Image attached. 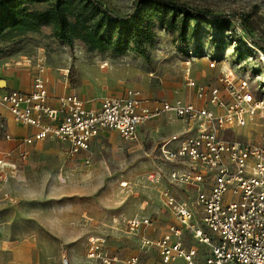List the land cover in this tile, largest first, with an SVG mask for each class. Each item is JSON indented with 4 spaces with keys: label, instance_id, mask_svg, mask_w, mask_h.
<instances>
[{
    "label": "rangeland",
    "instance_id": "374dc122",
    "mask_svg": "<svg viewBox=\"0 0 264 264\" xmlns=\"http://www.w3.org/2000/svg\"><path fill=\"white\" fill-rule=\"evenodd\" d=\"M101 1L118 15H136L140 9L138 0ZM175 1L232 18L230 30L220 29L217 22L200 24L181 52L180 36L147 18L149 33L142 50L99 53L80 41L73 46L57 41L43 27L39 33L0 43V67L14 62L34 70L33 76L42 68L62 92L78 93L92 104L128 90L158 103L193 100L189 79L216 85L220 77L233 73L245 79L255 99L264 103V49L241 29L245 25L255 41L264 43V0ZM247 119L254 120L234 129L229 138L264 146V109L250 110ZM183 125L167 115L148 125L136 141L104 133L93 144L90 165L82 163L83 154L74 158L67 146L53 141L33 147L26 161L17 157L6 184L0 186L1 243L32 244L33 264H63L64 259L68 264H94L87 259V250L97 238L111 248L137 249L128 220L149 217L164 229L174 222L163 218L167 211L160 186L148 175L175 168L161 159L159 147L183 132ZM8 126L0 115V149L10 133ZM23 145L17 144L16 151H24ZM196 220L202 225L200 217Z\"/></svg>",
    "mask_w": 264,
    "mask_h": 264
},
{
    "label": "built area",
    "instance_id": "2783aa9c",
    "mask_svg": "<svg viewBox=\"0 0 264 264\" xmlns=\"http://www.w3.org/2000/svg\"><path fill=\"white\" fill-rule=\"evenodd\" d=\"M50 83L41 68L31 92L0 90V106L16 122L38 129L21 143L32 145L51 138L67 145L73 155L86 154V164L91 163L94 139L104 131L136 141L142 126L165 115L187 125L184 132L173 134L159 147L161 159L175 168L148 175L151 183L160 186L167 217L174 222L157 238L138 237L141 253L126 257L113 251L104 239H92L89 261L145 264L144 257L156 252L160 264H264V146L228 136L253 122L247 119L250 110L264 109L245 79L229 73L218 84L207 86L189 79L187 87L198 103L177 99L145 106L139 93L128 90L104 98L95 110L87 109L76 94L60 97L58 107H52ZM18 156L21 161L27 159L25 151ZM9 160V155L0 153V185L7 178ZM159 225L149 217L127 221L131 234L142 229L157 232Z\"/></svg>",
    "mask_w": 264,
    "mask_h": 264
},
{
    "label": "trees",
    "instance_id": "16d2710c",
    "mask_svg": "<svg viewBox=\"0 0 264 264\" xmlns=\"http://www.w3.org/2000/svg\"><path fill=\"white\" fill-rule=\"evenodd\" d=\"M138 1L136 15H118L101 0H0V43L47 27L57 41L68 46L80 41L99 53L142 50L148 39L150 22L145 25V20L149 18L180 36L182 52L195 27L217 22L216 26L228 31L233 20L175 0ZM241 29L264 49V43L255 41L245 25L241 24Z\"/></svg>",
    "mask_w": 264,
    "mask_h": 264
},
{
    "label": "crops",
    "instance_id": "0c3cea01",
    "mask_svg": "<svg viewBox=\"0 0 264 264\" xmlns=\"http://www.w3.org/2000/svg\"><path fill=\"white\" fill-rule=\"evenodd\" d=\"M33 74H34V70L25 69L21 66H17L14 62H9L6 65V67H4V69L0 67V81L3 82V83H1L2 88L0 90L1 91L19 90V91L24 92V93H29L32 91L34 78L36 77L35 75L33 76ZM48 77L50 78L49 75H48ZM125 92L126 91L121 93L119 96L123 95ZM189 93L191 94V96L194 99L193 100H186V101L198 103V101L194 97V94L190 90H189ZM68 94H76L79 97H81L83 99V101L85 103V107L87 109L95 110V109H98L101 105V102H99L97 104L88 103L78 93L71 92V91L62 92L61 89L57 85H53V82L51 81V83L49 85V103L52 107L57 108L58 107L57 100L60 97L68 95ZM142 101H143V105H145V106H152V105H155L158 103L157 101H154V100L147 101V100L142 99ZM167 101H169V100H167ZM0 115L5 117V119H7L9 121L8 127L10 130V133H7L5 135V141L2 142V147L4 149H0L1 154H6V155H9V157H10V160H9L10 163L6 169V174H7V178H8V173H9L10 167L12 166L11 162L16 161L17 157H19L18 156L19 152H18V150L16 151V145L20 144L21 140L35 135L38 132V129L35 127L25 126L21 123L16 122L15 119L10 114V112L5 107L0 106ZM165 116H167V115H165ZM165 116H163V117H165ZM163 117H161V118H163ZM160 119H158V120H160ZM158 120L151 121V122L145 124L144 126H142L139 129L138 137H140V135L143 133V131L147 128L148 125L154 124ZM183 127H184V129H186L187 125L184 123ZM107 132H114V131H104L97 138L94 139V141L91 145V151H90L91 163L93 160V154H92L93 144L96 142V140H98L101 136H103L104 133H107ZM114 133H116V132H114ZM116 134L119 136L118 133H116ZM7 136H10L11 138L8 139ZM47 141L56 142L57 144H60L63 147L67 146V145H65V144H63L57 140L49 138V139H46L44 141L34 143L32 145H26L25 144L21 148H23V150L27 153V158H28V156L31 157V152L33 151V147H35L41 143L47 142ZM70 154L74 158L81 157L80 156L81 154L80 155H73L71 152H70ZM83 155H84V159L82 160V163L86 164L85 163L86 154H83ZM90 164H86V165H90ZM7 178L0 186H4L6 184ZM163 218H168V217L165 214ZM162 229H164V228H161L157 232H153L152 230L142 229L140 232H138L136 234H132V236L136 240L137 247H138L137 249H134L132 251H127V250L117 249V248H111V249L113 251L119 253L123 257L141 253L139 242H138L137 238L143 234H148L149 236L157 238L160 236L161 231H163ZM33 247L34 246L32 244H29V243L17 244V245H10V244L8 245L7 243H1V232H0V264H33V259H32ZM144 262H145V264H160L159 258L157 256L156 252H152L149 255H146L144 257Z\"/></svg>",
    "mask_w": 264,
    "mask_h": 264
}]
</instances>
